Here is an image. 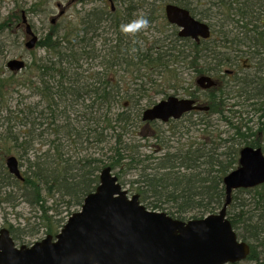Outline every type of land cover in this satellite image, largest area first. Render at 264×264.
<instances>
[{"label":"trees","instance_id":"trees-1","mask_svg":"<svg viewBox=\"0 0 264 264\" xmlns=\"http://www.w3.org/2000/svg\"><path fill=\"white\" fill-rule=\"evenodd\" d=\"M119 1L129 7V24L134 19L142 31L154 28L160 34L170 32L166 40H155L149 46L148 39L143 38V47L139 50L137 46L133 47L134 58H130V53L124 57L128 74L143 79V86L135 87L134 94L127 97L130 106L144 101L139 99L137 91L144 92V99L149 102L166 92L155 75H171L177 84L175 90L183 85L186 72L181 70V65L187 61L186 50H191V56L204 61L203 64L213 70L241 67L243 56L250 59L252 66L262 65L264 0H197L204 10L190 0L164 1L165 4L149 0ZM167 3L185 7L194 17L206 21L212 27V38L201 45L180 38L178 29L166 19L164 7ZM133 5H139L135 18L131 17L134 13L130 6ZM42 6V1L36 2L28 11L42 12L43 15L48 11L41 10ZM121 15L120 12L113 15V34L122 32L115 27L120 21L116 17ZM96 21L97 18H92L90 22L95 24ZM20 23V17L11 14L7 21L0 23V35L5 32L16 35L19 44L23 36L18 29ZM73 33L64 35L63 41L47 35L39 43L49 54L47 58H34L32 65L27 66L33 69L32 79L19 84L30 87L33 95H38L35 105H24L13 111L10 105L7 106L6 94L11 86L16 89L18 82L12 83L15 74L0 76V111L4 112L5 107L7 111L3 119L0 115V122L3 120L8 127L6 134L0 135V150L6 158L7 155L17 156L20 166L25 169L23 179H18L9 173L6 159L0 163V214L5 225H9L13 239L23 243L18 237V229L6 221L7 213L2 211L6 210L4 206L15 209L18 202L27 204L36 214L34 222L26 220L23 230H32L28 233L31 237L42 233L55 236L73 211L81 208L85 197L96 190L100 173L106 167L118 170L120 175L123 170L132 173L136 177L130 182L132 192L140 195L141 202L150 210L166 212L182 221L201 219L220 211L226 203L224 178L237 168L239 144L242 145L243 140L248 142L249 138L225 117L223 102L226 92L220 87L215 89L210 98L209 119L194 124L196 128L191 129L190 124L182 123L169 127L168 133L158 132L159 136L144 135L136 128L138 123V127H144L141 114L134 117L127 111H113L120 104L125 89L121 81L110 80L106 69L87 71V74L78 72L83 60L87 63L97 60L101 68H107L102 62L106 55H91V50L85 51L89 46L82 48L85 50L80 54ZM130 37L128 35L129 41ZM131 45L129 43L128 52ZM238 50L243 55L238 54ZM193 62L197 63L196 59ZM120 72L114 70L113 75L121 80L124 73ZM198 72L203 73V70ZM181 76H184L182 83ZM154 90V96H150ZM80 91L87 95L81 101L76 98ZM215 117L217 123H214ZM14 122H19L18 127H21L17 134ZM220 124L226 130H220ZM0 127L3 128L4 124ZM194 131L198 134H192ZM149 138H154L156 145L155 150L147 155L142 149L152 148V145L141 144L140 140ZM173 141L176 146L172 145ZM3 143L9 145L4 147L5 150L1 148L5 145ZM106 149L112 155L105 159L102 151ZM126 182L123 181L122 185ZM228 218L240 240L251 247L245 262L264 264V185L234 192Z\"/></svg>","mask_w":264,"mask_h":264},{"label":"water","instance_id":"water-1","mask_svg":"<svg viewBox=\"0 0 264 264\" xmlns=\"http://www.w3.org/2000/svg\"><path fill=\"white\" fill-rule=\"evenodd\" d=\"M165 12L168 22L179 28L180 37L197 42L210 38L208 24L194 18L189 10L168 4ZM26 31L33 37L26 46L33 49L38 38L29 24ZM7 68L19 72L25 62L13 59ZM198 83L203 88L215 85L209 77L200 78ZM192 110L208 108L170 96L145 110L143 121L168 122ZM6 166L10 174L23 179L16 157H8ZM262 184L264 153L246 147L241 151L238 169L224 179V207L204 218L182 221L148 210L139 195L129 196L111 168H105L99 186L55 238L49 235L31 246H17L10 231L2 229L0 264H237L249 257L251 248L239 239L228 219L232 194Z\"/></svg>","mask_w":264,"mask_h":264},{"label":"flooded vegetation","instance_id":"flooded-vegetation-1","mask_svg":"<svg viewBox=\"0 0 264 264\" xmlns=\"http://www.w3.org/2000/svg\"><path fill=\"white\" fill-rule=\"evenodd\" d=\"M137 2V1H136ZM78 5H81L83 7L81 12V16L78 23V28L74 31L73 34H75V42L74 44L77 45L80 54H83V50H85L88 46V48L85 51H92L91 55H98V54H105L106 56L103 58L102 62H104L105 66L107 68H101L100 61L97 62V60H91L87 63L86 60H83V65H79L78 72L80 74H87V71L89 72H96V71H102V69H106L108 72V77L110 80H112L113 71H121V74L124 73V76H126V80H120L122 83V87L125 88L122 91V97L127 98L129 94H134V88H141L143 86L142 82L143 79H139L136 76H130V79L128 78L129 75V69L126 67V61L124 59L125 56H129L130 58H134L135 50L134 46H137V50H139L141 47H143V38L140 36V33L142 32V27L140 25L135 24L136 21L129 24V17L128 13L129 7L124 6L123 1L119 0H92L89 2V0L79 1L77 0ZM92 4L91 8H85L86 5ZM139 5H133L130 6L132 12L131 17L135 18L136 12L138 10ZM57 7L59 10V15L54 16L53 10H49L44 14V19L49 20L50 29L49 32L46 33V35L39 39V36L37 34L36 29L31 25V22L29 20L28 14H35L31 11H28V14H26V18L28 19V23L31 25V28L33 32L38 36V42L36 46H39V43L47 37V35H53L54 38H59V40L63 41V36L60 33L59 30V22L60 20L65 16L66 9L61 6L60 3L57 4ZM128 7V9H127ZM121 13V16H117V20H120L118 22L119 25L115 26L116 29L122 31L120 33L113 34V27L111 26V22L113 21V15H116L118 13ZM131 12V13H132ZM87 15H91L92 17H87ZM130 16V15H129ZM93 20L97 18V23H91V19ZM23 19V17H22ZM24 20V19H23ZM22 20V21H23ZM85 20V21H84ZM112 20V21H111ZM24 24L18 25V29H21ZM109 25V27L107 26ZM26 25H24L25 28ZM133 26H136L135 28ZM48 28L43 27L41 30L46 31ZM25 34V32H24ZM213 34V33H212ZM128 35H130L131 39L129 41ZM133 36L135 38H133ZM137 36V37H136ZM25 37L28 39L26 42V45L29 43L28 41L32 39L31 35L25 34ZM63 38V39H62ZM191 41L195 42L198 45H201L203 41L208 40H200V42H197L195 40ZM129 43L132 44V48L129 50ZM85 48V49H82ZM27 50L29 53L33 51ZM45 49V48H43ZM82 50V52H81ZM245 52H248L246 49H242ZM238 54H242L241 51H237ZM186 53L188 54L187 61L185 65H181L186 72L185 74V82L184 84L174 90L172 95H169V92L166 90L163 94H158V96H162L161 100L167 99L169 96H177L179 98H186L188 100L194 101L195 105L201 108L207 107L208 110H192L182 115L179 119H170L168 122H163L161 120H154V121H142L144 124V129L149 130L151 125L161 127L163 125H168L169 127L177 126L182 123H187L192 126L191 129H194V124H198L201 121L208 120L209 119V112H210V106L209 104H212V100L210 99L211 96L215 93V89L221 88L223 91H225V98H224V110H225V117L228 118L230 122H233L237 127L240 128V133L247 134L248 142H245V140L242 141L239 144V151H238V166L241 156V151L246 147H251L254 149H261L264 153V60L262 61V65L255 66L250 65L248 62H250V59L243 58L241 59V67H233V68H224V70L219 71L217 69L213 70L211 69L208 64H203L204 61L197 60L194 56H191V50H186ZM235 54V53H234ZM79 55V54H78ZM243 55V54H242ZM244 55L250 56L248 53H244ZM196 59L197 63L193 62ZM139 63L141 61L138 60ZM254 61V60H253ZM252 61V62H253ZM133 62V60H132ZM123 63V64H122ZM255 63V61H254ZM124 66V67H123ZM116 68V69H113ZM138 70V69H137ZM199 70H203V73L199 74ZM139 72V70H138ZM13 75L12 73H10ZM92 74V73H91ZM140 76V75H139ZM196 76V77H194ZM194 77V78H193ZM202 77H209L215 82L214 86H211L210 88H203L199 83V79ZM141 78V77H140ZM194 79V81H193ZM131 87V90H128ZM158 90H160L158 88ZM136 92V91H135ZM154 92H156L154 90ZM139 99L145 100V96L143 95L144 92L137 91ZM87 95L80 91L77 95V99L80 101L86 99ZM121 97V98H122ZM157 97V96H156ZM155 99V98H154ZM153 99V100H154ZM159 100V101H161ZM159 101L155 102L154 104L158 103ZM128 103V102H126ZM153 104V105H154ZM151 105V106H153ZM219 116V115H217ZM220 117V116H219ZM142 119V114H141ZM196 124V125H197ZM194 125V126H193ZM156 127V128H157ZM164 133V131L161 130H151L150 135L159 136V133ZM263 135V136H261ZM240 141V140H239Z\"/></svg>","mask_w":264,"mask_h":264},{"label":"rangeland","instance_id":"rangeland-1","mask_svg":"<svg viewBox=\"0 0 264 264\" xmlns=\"http://www.w3.org/2000/svg\"><path fill=\"white\" fill-rule=\"evenodd\" d=\"M39 1H42L44 3V6H42L41 10H43V11L53 10L54 16L59 15L60 9L57 7L58 3H60L61 6L64 7V9H66L65 16L59 22V30H60L61 35L66 36L67 34L74 32L78 28L79 19L81 16L80 10H82L83 7L81 5H78L77 0H50L49 3L47 2L48 0H0V23L7 21V18L9 16H11V14L15 16V13H16V17H20V19H21L22 11L24 10V11L28 12L29 8L33 7V5ZM91 1L92 0H89V2H91ZM149 1L150 2L161 1V2H159V4L160 3L165 4L166 2H164V1H171V0H149ZM190 1H191V3H193L194 6L196 5L199 9L204 10L205 7L199 6L197 4V0H190ZM203 1L206 2V0H203ZM91 5L92 4L86 5L85 8H87V9L91 8L92 7ZM28 15H29V20L31 22V25H33V27L37 31L39 39H42L46 35V33L49 32V29H50L49 20L44 19L45 16H44V14L42 15V12L41 13H35L33 15L32 14H28ZM43 27H47L48 29L46 31H42L41 29ZM133 27L135 28L136 26H133ZM23 29H25L24 26L22 28L23 36L21 37L19 44L16 42V40H17L15 37L16 35L6 34L8 32H5V34L0 35V76H2V77L11 76L9 74V72L7 71L6 63L8 60H10L12 58H22V59L24 58L28 65H32L33 61L35 60L34 58H36V57L38 59L39 58H45V57L47 58V55L49 54L48 51L46 49H43L42 46H36V48L29 53L25 48V44L27 43L26 41L28 39L25 37ZM12 32H13V34L15 33L14 30ZM168 34H170V32H166V33L164 32V33L160 34L158 32V30H154V28H150L147 30L144 29V31H142L140 33V36L142 38L148 39V46H149L155 40L160 39L159 42L166 40ZM129 37H130V35H129ZM133 38H135V37L133 36ZM248 63L250 64V62H248ZM142 73H143V71H142ZM179 73L181 74V72H179ZM130 76H133V75H129L128 76L129 79H130ZM32 77H33V69L28 68V67L26 70L15 74L14 81L12 83L15 84L16 82H18V86L16 89H15V86H11L12 89H8L7 94H6V98H7L6 101L8 102L7 106L10 105V107L12 108L13 111L20 110L21 108H23L24 105L31 106V105H35L38 102V99H39L38 95H33V92H32V90H30V87H28V86L23 87V86L19 85V84H24L25 82L30 81L32 79ZM194 77H196V76H194ZM112 78L120 81V77H118V76L112 75ZM155 78L158 79V84H160V85L163 84L164 90H167L169 92V95L173 94L174 90H171V89H174L175 87H177L176 86L177 84H176V82H174V79L172 78L171 75H168V74L165 76L155 75ZM171 78H172V80H171ZM121 79L126 80L127 78H126V76H123V77H121ZM183 79H184V76H181V80H180L181 83H182ZM193 81H194V79H193ZM181 86H182V84L179 87H181ZM159 89H160V87H159ZM150 96H154V91H152L150 93ZM161 97L162 96H157V97H155V99L153 98L154 100H152L150 102H149V100L145 99L144 101H142L141 104H133L132 106H130V104H129L130 100L128 98L122 97L120 99V104H117L116 108H114L113 111L114 112L127 111L131 116L136 117L135 116L136 114H142V112L146 108L151 107V105H153L155 102L161 100L162 99ZM126 102H128V105L125 106L124 104ZM3 111L4 112L0 111V115H1L2 119H3L4 115L7 114L6 107ZM1 112H2V114H1ZM214 119H215L214 123H217L216 122L217 118L215 117ZM18 123L19 122H17V123L14 122V124H16L15 130H14L15 134L19 133L20 128H21V127H18V125H19ZM1 124L2 125L4 124V127L3 128L0 127V135H2V134L5 135L8 127H6V123H4L3 120L0 122V125ZM138 124L136 127L137 130L140 129L141 133L144 135H150L151 130L152 131H154V130L167 131V133L169 131L168 125H163L160 128L157 126L151 125L150 129L147 130V129H144L143 127L141 128V126L138 127ZM217 127H218V125H217ZM219 129L220 130H226V127L224 125L220 124ZM230 133H232V130L230 131ZM192 134H198V133L194 131ZM261 136H263V135H261ZM140 142H141V144L152 145V148L146 147V148L142 149L143 154L148 155V154H151L153 150H155L154 146L156 145V140H154V138L153 139L149 138V140H140ZM3 144H5V145L1 148L3 150H5V148L8 147L9 145L6 143H3ZM84 145H87V144H84ZM172 145L176 146V141H173ZM86 147L90 148L88 145ZM3 153L4 152H2V150H0V163L2 162L3 159L4 160L6 159L5 155H3ZM102 153H104V155H106L104 157L105 159L107 157H111V155H112L111 151H108V149L102 151ZM154 155L157 156L160 154H154ZM13 156H15V155H13ZM7 157H9V156L7 155ZM21 170H22V172L25 171V169L22 167H21ZM113 173L116 176H118V178H120L119 180H120L121 184L123 183V181H127L126 184L123 185V187L125 190L128 191V193L130 195L135 194L132 192L131 185H130V182L136 178V177L134 178L132 173H130V172L127 173L124 170H123V173L121 175L118 173V170H113ZM17 206L18 207L15 209L9 208L8 206H4V209L6 208V210L5 211L2 210V211L4 213H7V220L6 221L9 224H13L14 227L18 229V232H17L18 237H20V239L22 238V242H23V243L19 242L18 244L19 245H21V244L30 245L36 241H39V240L45 238L46 235H44L43 233L40 235H37L36 237L35 236L31 237L28 235V233H32V230H29V229L23 230L25 227V223H26L27 219H30L31 222H34V220H35L34 217H35L36 213L34 211H32V209L27 204L18 202ZM78 210L79 209L76 208L73 211V213L78 211ZM3 227L9 228V225L8 226L5 225V220L3 219V215L0 214V229ZM30 229H32V228L30 227ZM24 236H28V237H24ZM242 264H255V263L244 262Z\"/></svg>","mask_w":264,"mask_h":264},{"label":"clouds","instance_id":"clouds-1","mask_svg":"<svg viewBox=\"0 0 264 264\" xmlns=\"http://www.w3.org/2000/svg\"><path fill=\"white\" fill-rule=\"evenodd\" d=\"M145 23H146V21H145Z\"/></svg>","mask_w":264,"mask_h":264}]
</instances>
